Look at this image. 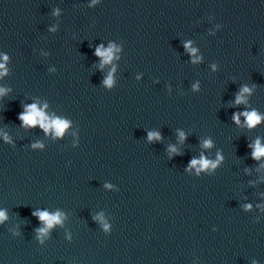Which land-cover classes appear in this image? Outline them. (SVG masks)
Returning <instances> with one entry per match:
<instances>
[{"label": "clouds", "instance_id": "obj_1", "mask_svg": "<svg viewBox=\"0 0 264 264\" xmlns=\"http://www.w3.org/2000/svg\"><path fill=\"white\" fill-rule=\"evenodd\" d=\"M37 118H39V122L41 123L42 126L47 127V125H44L45 117L43 113L38 111L34 105L32 106L31 111L28 115L22 116V119L25 121V123L30 124V125H35L38 122ZM247 119H248L249 125L254 126L258 122L259 117L255 113H252L251 115H248ZM54 126L57 130V134H61L64 131V129L67 127V124L65 122L57 120L54 122ZM206 146H208L207 143H206ZM261 154H264V148H260L259 145H257V149L254 155L258 157ZM193 163L195 164L196 161H193ZM201 163L205 167L208 164L207 161H202ZM2 216L3 214L0 213V217ZM40 218L42 220L47 221L49 226H51V224L57 220V217H49L47 213H42L40 215Z\"/></svg>", "mask_w": 264, "mask_h": 264}]
</instances>
